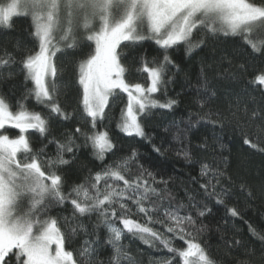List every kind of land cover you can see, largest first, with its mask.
Segmentation results:
<instances>
[{
	"label": "snow or ice",
	"instance_id": "snow-or-ice-1",
	"mask_svg": "<svg viewBox=\"0 0 264 264\" xmlns=\"http://www.w3.org/2000/svg\"><path fill=\"white\" fill-rule=\"evenodd\" d=\"M21 15L30 17L33 27L30 35L35 46L27 49L19 60L24 81L26 84L30 81L32 87L26 89L15 108L0 95V264H103L97 251L101 245L111 249L109 264H137L122 243L126 235L149 247L163 246L171 256L159 264H217L197 239L207 227L198 223L197 218L211 209L207 205L198 206L191 196L188 204L173 203L175 197L168 189L169 180L140 163L135 149L111 164L106 163L116 145L104 121L110 100L119 90L126 94L127 102L120 111L117 127L127 136L140 137L151 144L141 117L153 108L171 110L178 103L166 95V84L171 80L167 77L169 66L177 67L168 50L183 44L191 53L204 44L203 39L193 42L194 32L203 31L239 37L253 52H262L264 0H8L0 4V28H11L13 18ZM146 39L164 50L162 59H139L137 72L147 74V86L126 79L128 69L122 62L125 57L121 51L122 47L135 46ZM82 45L89 51L76 62L75 74L82 90V111L90 127L85 130L77 126L63 140L49 139L51 119L70 118L59 102L56 79L60 69L55 58L57 53ZM16 63L12 53L0 55V80L13 78L15 73L11 69ZM241 70L246 71L244 65ZM249 84L264 86V71L254 74ZM162 90L163 101L153 95ZM214 95L209 92L206 80L196 88L198 110L189 114L186 128H178L176 139L181 146L176 154L189 164H199V177L191 179L199 183L207 198H215L217 204L224 205L231 217L243 219L238 208L226 204L233 183L226 169L221 168L227 157L219 161L215 157L211 161L195 160L190 143H184L187 131L197 125L207 123L224 128L227 117L205 111ZM28 97L42 105L47 114L29 109L24 102ZM238 111L231 113L233 118H237ZM243 111L248 121L264 119V109H254L250 114L247 108ZM9 128L18 134L10 136ZM30 133L43 138L40 147L33 146ZM77 136L83 137V146L91 148L101 166L98 171L89 170L85 183L65 191L60 169L76 158L81 147ZM243 143L264 153L259 137L254 142L245 135ZM49 144L55 145L54 155L47 152ZM208 147L205 140L198 149L206 151ZM152 148L163 155L160 146L152 144ZM133 166L135 173L131 171ZM240 191L252 198L246 183L240 184ZM65 204L72 206V220L98 213L107 235L98 234L100 224L89 231L83 223L73 225L68 217L63 218L68 225L65 231L58 218L49 215L51 208ZM185 208L197 209L196 217L182 214ZM154 225H161L164 231ZM80 232L86 239L74 254L66 243ZM249 233L264 242V234L251 224ZM177 239L186 247H176ZM240 244L238 239L226 241L230 249ZM236 264L252 261L238 259Z\"/></svg>",
	"mask_w": 264,
	"mask_h": 264
},
{
	"label": "trees",
	"instance_id": "trees-1",
	"mask_svg": "<svg viewBox=\"0 0 264 264\" xmlns=\"http://www.w3.org/2000/svg\"><path fill=\"white\" fill-rule=\"evenodd\" d=\"M6 2L8 0H0V4ZM32 31L31 19L24 15L14 17L11 28H0V55L4 52L12 53L17 61L11 69L15 73L13 78L0 80V95H4L14 108L16 102L25 96L26 89L32 87L30 81L25 83L19 65V60L25 51L35 46L30 35ZM200 39L204 40V44L191 53L186 51L187 45L183 44L170 48L167 52L177 67L169 66L167 77H171V80L166 84V95L176 99L178 103L171 110L153 108L147 115L141 117L144 130L151 138V144L140 137H129L117 127L120 111L127 102L126 94L117 90V95L110 100V108L106 110L107 118L104 121V127L116 147L114 152L106 157L105 162L111 164L135 149L139 153L140 163L169 180L168 189L175 197L173 203L188 204V198L191 196L198 206L207 205L211 209L204 217L197 218L198 223L207 226L197 239L217 264H236L238 259H250L252 264H264V242L249 233V224H251L264 234V153L243 143L245 135L254 142L259 137L260 147H264V119L248 121L243 111L247 108L250 114L254 109H264V86L249 84L254 74L264 71V49L256 53L239 37L211 35L203 31L194 32L193 42ZM88 51L89 49L82 45L75 50L57 53L55 61L60 69L56 79V86L60 92L59 102L70 114V118L63 120L53 117L50 121L49 139L55 137L63 140L67 135L74 133L77 126L85 130L90 127L82 111L80 103L82 90L76 83L75 74L76 62ZM121 51L125 57L122 62L128 69L125 74L126 79L147 86V74L137 72L139 59L140 57H146L148 60L162 59L164 50L153 40L146 39L138 45L122 47ZM241 65L245 66L246 71L241 70ZM205 80L209 92L215 93L208 101L205 111L222 113L228 119L222 130L207 123L189 129L184 143H190L195 153V160L211 161L215 157L219 161L221 157H227L226 163H221V168L226 169V174L232 178L233 183L230 186L232 195L226 200V204L228 207L238 208L243 219L231 217L224 205L217 204L215 198H207L200 189L199 183H194L191 179L199 177V164L195 162L189 164L176 154V150L181 146L176 139V132L178 128H186L189 114L198 110L195 104L198 98L196 88ZM153 95L161 101L165 99L163 90ZM24 102L29 109L47 114V110L37 104L33 97H28ZM237 109H239L237 118H233L231 113ZM7 134L15 136L18 133L17 130L9 128ZM29 135L33 146L40 147L43 138L37 133ZM205 140L209 147L206 151H201L198 146ZM77 143L81 147L76 153V158L70 165L60 169L64 177L65 191H70L76 184L85 183L89 170L98 171L101 166V162L92 155L91 148L83 146V137L77 136ZM152 144L160 146L163 155L156 153ZM220 145H223V148ZM47 152L49 155H54L55 145L49 144ZM131 171L135 173V166ZM242 182L251 190V199L240 191ZM185 213L196 217L197 209L185 208L182 214ZM49 215L58 218L65 231L68 230V225L65 224L64 217H68L73 225L77 222L83 223L89 231L100 224L98 213L80 217L78 221L72 220L70 204L51 208ZM133 218L140 220L141 216ZM117 226L122 227L119 224ZM154 227L164 231L161 225ZM97 231L101 237L107 235L102 224ZM84 239H86L84 233L80 232L67 241L66 248L75 254ZM233 239L240 240L241 244L230 249L226 246V241ZM122 243L137 264H159L160 261L171 256L163 246L149 247L130 235H126ZM174 245L186 247L178 239L174 241ZM97 251L98 259L103 261V264H109L111 249L101 245Z\"/></svg>",
	"mask_w": 264,
	"mask_h": 264
},
{
	"label": "rangeland",
	"instance_id": "rangeland-1",
	"mask_svg": "<svg viewBox=\"0 0 264 264\" xmlns=\"http://www.w3.org/2000/svg\"><path fill=\"white\" fill-rule=\"evenodd\" d=\"M7 3V2H6Z\"/></svg>",
	"mask_w": 264,
	"mask_h": 264
}]
</instances>
